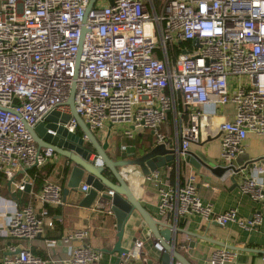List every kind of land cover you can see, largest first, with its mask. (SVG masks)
Instances as JSON below:
<instances>
[{"label": "built area", "instance_id": "built-area-1", "mask_svg": "<svg viewBox=\"0 0 264 264\" xmlns=\"http://www.w3.org/2000/svg\"><path fill=\"white\" fill-rule=\"evenodd\" d=\"M89 2L0 0V173L6 180L59 158L49 147L39 149L25 125L34 127L53 110L70 113L65 101L73 84L75 109L101 140L107 125H120L126 138L147 129L155 143H163L168 137L161 128L167 124L170 139H180L183 152L199 140L202 107L229 103L234 106L232 119L218 124L220 163L243 151L248 132L264 133V0H94L88 8ZM63 127L78 129L73 117ZM125 148L120 145V150ZM95 161L103 166L99 156ZM252 169L264 171L257 161ZM252 169L239 189L260 201L264 181ZM158 175L155 170L146 177L156 181ZM196 181V173L189 171L173 185L162 187L159 182L158 209L168 223L197 214L245 229L260 224L259 213L243 219L234 208L214 218L211 203L197 194ZM13 184L25 190L33 179L26 175ZM80 188L85 192L88 186ZM113 193L98 191L89 208L112 214L103 194ZM35 197L40 211L15 202L3 214L0 236L30 240L52 225L43 217L46 205L63 203L60 183L45 181ZM88 237V228H80L45 241L50 246L71 244L69 257L62 261L66 264H100L102 251ZM141 244L135 239L129 253L122 254L123 264L128 256H140ZM156 248L161 249L158 244ZM19 249L12 247L0 264L59 262ZM236 254L216 248L207 264H226Z\"/></svg>", "mask_w": 264, "mask_h": 264}, {"label": "crops", "instance_id": "crops-1", "mask_svg": "<svg viewBox=\"0 0 264 264\" xmlns=\"http://www.w3.org/2000/svg\"><path fill=\"white\" fill-rule=\"evenodd\" d=\"M202 110L199 140L198 142H190L187 150L197 152L205 160L217 164L220 157L218 124L232 119L234 106L231 103L217 108L206 105L202 107ZM117 127L120 131L123 126L117 125ZM109 128L111 129V126L107 125L105 134ZM118 130H116L115 134H117ZM161 130L168 138L173 136L171 128L167 124H163ZM121 141V145L135 146L137 151L142 145H148L150 148L155 144L154 135L147 129L141 130L133 138H126L123 135ZM242 146L243 151L235 156L233 162L244 163L247 160L257 159L258 167L264 170V133L259 135L248 132L247 137L242 142ZM169 147H172V145L169 144ZM110 154L115 156L113 152H110ZM45 165L46 167L52 166V168L39 184L30 175L31 168L16 172L10 183L5 179V175L0 173V222L3 219V214L14 209L15 202L21 206L31 204L36 210L40 211L41 204L36 199L35 194L40 191L45 181L58 182L61 185L64 180L62 188L66 186L72 165L67 164L65 158L61 156L48 160ZM45 165L42 167H45ZM42 167L33 168L40 169ZM65 168H67V174L64 176ZM251 169L252 167H250V171ZM125 170L122 169L125 174L124 177L141 205L151 216L163 222L168 223V218L161 215L158 209L159 182L162 187L173 185L177 177L183 180V177L189 171L196 173L197 194L203 201L211 203L214 218H216L218 213L230 208L236 209L238 215L243 219H249L256 213L260 214V224L253 229L242 228L236 222L219 224L214 219L207 220L197 214H187L179 218L175 225L181 228L183 232L177 233L174 249L193 264H207V259L211 252L216 248L222 247L213 242L232 246V249L237 252L235 258L226 264H264V198L260 201H254L248 195L243 194L238 187H233L232 182L228 178L218 179L206 170L202 168L197 170L188 163H182L179 167V172L174 164L167 168H159L158 180L156 181L144 177L139 170L133 174L125 173ZM253 172L259 179L264 181V171L260 172L259 169H252ZM26 175L33 179V184L31 186L28 185L29 191L26 190L28 186L25 190H17L13 182L20 181ZM204 176H208V179L204 178ZM107 177L112 179L110 174ZM82 184L84 182H81L76 190H69L61 205H46L47 214L43 218L46 221L51 220L52 225H46L42 235L30 240L0 236V257L7 252H11L12 247L15 250L28 248L33 254L41 258L52 257L59 260L55 264H66L62 261L69 257L71 244L58 242L55 246H50L47 245L45 239H59L62 235L74 229L88 228V243L102 251L100 264L113 262L116 255L109 254L103 250H111L117 241L115 216L113 213L108 214L105 209L80 206L79 202L84 196V192L80 188ZM144 229H146L144 221L134 210L125 224L121 244L127 249H132L134 243L132 238L134 237L140 240L142 244L140 256H128L126 264H161L160 252L154 246V239L149 231L142 233ZM175 263L178 264L176 260H172V264Z\"/></svg>", "mask_w": 264, "mask_h": 264}, {"label": "water", "instance_id": "water-1", "mask_svg": "<svg viewBox=\"0 0 264 264\" xmlns=\"http://www.w3.org/2000/svg\"><path fill=\"white\" fill-rule=\"evenodd\" d=\"M93 1L90 0L88 8L92 5ZM65 104L69 106L70 113L53 110L45 116L44 121L34 127L25 126L37 142L39 149L41 147H49L72 165L66 186L62 190L63 198H65L69 190L78 189L81 182H84L88 188L79 202L80 206L90 207L98 191L104 189L114 191L112 196L103 194L110 202V209L115 216L117 229V241L114 243L112 249L103 250L109 254L116 255L114 261L108 264H123L124 256L130 251V249L122 246L121 240L125 224L130 219L131 213L134 210L146 225V229L142 233L149 231L154 239L155 248L156 244L161 247V249H158L161 264H172V260H176L178 264H193L174 249L177 233L183 232V230L177 225L163 222L151 216L134 195L124 177L125 174L122 169H126L125 173L127 174H133L139 170L146 177L161 167L167 168L174 164L176 168H179L182 163H188L197 170L201 168L206 170L218 179L228 178L232 182L233 187L239 188L240 182L249 174L250 167H253L257 159L247 160L244 163H234L233 160L229 163H220L218 161L216 164L205 160L197 152L191 150L182 152L178 146L180 139L175 141L170 138L166 139L163 143H155L141 154L137 152L135 146H126L124 150H117L115 156H112L109 153V135L111 129L109 128L103 140H100L88 128V125L79 116L74 106V84L71 86ZM71 117L76 120L81 134L77 131L69 132L63 127V124H66ZM48 130L55 131V134H52ZM83 136L86 137L85 140ZM169 144L172 147H169ZM97 156L102 159L103 166L96 165L95 160ZM105 169L111 172L114 180L105 175ZM205 177L208 179V176ZM26 190L29 191V186ZM135 239V237L132 238L133 241ZM213 243L232 249V246H226L220 242ZM19 250L17 249L15 252Z\"/></svg>", "mask_w": 264, "mask_h": 264}, {"label": "trees", "instance_id": "trees-1", "mask_svg": "<svg viewBox=\"0 0 264 264\" xmlns=\"http://www.w3.org/2000/svg\"><path fill=\"white\" fill-rule=\"evenodd\" d=\"M77 132L79 134H81V132L78 129H77ZM89 146H90V144H89ZM148 149H149L148 145H146V146L142 145L141 148H139V150L137 152L139 154H141V153L147 151ZM51 168H52V166H47L46 167V165H45V167H42L40 169L31 168L29 173H30L31 176L34 177L35 181H37V183L39 184L43 180V178L50 172ZM104 173H105L106 176H108L109 174L111 175V172L108 169H105ZM66 174H67V168H65V170H64V176ZM170 175H172V174H170ZM112 179L114 180L113 177H112ZM61 185H62L61 187L64 186V180L62 181Z\"/></svg>", "mask_w": 264, "mask_h": 264}, {"label": "rangeland", "instance_id": "rangeland-1", "mask_svg": "<svg viewBox=\"0 0 264 264\" xmlns=\"http://www.w3.org/2000/svg\"><path fill=\"white\" fill-rule=\"evenodd\" d=\"M117 128H118L117 126H114L111 128L112 131L109 135V144H110L109 153L110 152L115 153L117 150L120 151V145L122 143L121 140H122L123 135L121 133V130L119 131ZM116 130H118L117 134H115ZM96 135H97V138H99L101 140L100 135H98V134H96ZM236 162H239V161H235V163Z\"/></svg>", "mask_w": 264, "mask_h": 264}]
</instances>
